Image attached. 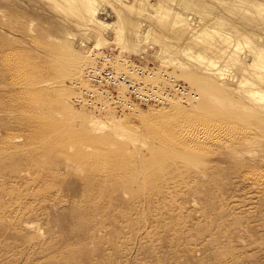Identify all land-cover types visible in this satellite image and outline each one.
I'll return each mask as SVG.
<instances>
[{"label": "rangeland", "instance_id": "1", "mask_svg": "<svg viewBox=\"0 0 264 264\" xmlns=\"http://www.w3.org/2000/svg\"><path fill=\"white\" fill-rule=\"evenodd\" d=\"M94 3L0 0V264H264V0Z\"/></svg>", "mask_w": 264, "mask_h": 264}, {"label": "bare ground", "instance_id": "2", "mask_svg": "<svg viewBox=\"0 0 264 264\" xmlns=\"http://www.w3.org/2000/svg\"><path fill=\"white\" fill-rule=\"evenodd\" d=\"M96 2V1H95ZM88 3H90L92 6V11H91V13H92V16H94V17H96L97 18V13H98V3H94V0H88ZM96 6V7H95ZM97 20L98 21H100L98 18H97ZM101 22V21H100ZM105 24V23H104ZM2 30V29H1ZM220 34L222 33V32H219ZM225 38H227V37H225ZM228 39V38H227ZM230 40V39H229ZM243 42V41H242ZM260 48V47H259ZM257 53L255 54L254 53V57H253V61L252 62H249L248 64H247V66L250 68V69H252V70H255V68H264V62H262L261 63V59L260 58H262V60L264 59L263 57H264V49L262 50V49H260L259 51H257V50H255ZM254 51V52H255ZM237 52V51H236ZM202 57V56H201ZM202 58H204V57H202ZM264 61V60H263ZM207 63H209L210 65H211V67H212V69H217V63L215 62V60L214 59H210V58H208L207 59V61H206ZM218 72L221 74V72H220V70H218ZM217 72V73H218ZM215 74V73H214ZM258 75V74H257ZM258 77H262V75H259ZM239 83L241 84V85H245V84H249V85H253V82L252 81H250V80H248V79H241V80H239ZM22 84V83H21ZM32 87V86H31ZM36 89V88H35ZM28 90V89H27ZM183 94H187V91L186 92H184ZM248 94L251 96V97H253L256 101H258L259 103H261V104H263L264 105V91H262V90H260V89H251V90H249V92H248ZM181 98H184V96L183 97H181ZM169 102V100L168 99H166L164 102L162 101V99L160 100V102L159 103H157V104H159V106H161V104H165V103H168ZM134 105H132V107H133ZM34 107V106H33ZM172 108V107H171ZM40 111V110H39ZM161 112V114L163 115V117L164 116H166L167 114H165V112H162V111H160ZM160 114V115H161ZM182 114V112H177V111H175L174 112V114H172V116H173V118H175V119H177V117H179L180 115ZM34 115V114H33ZM151 116V115H150ZM160 118H161V116H160ZM163 119V118H162ZM109 121V122H108ZM108 121H101V120H90V123H91V125L93 126V128L95 129V130H99V129H106V128H110V127H112L115 131H116V133L117 134H119V135H121V136H124V137H128V138H132V135H134V136H136L137 137V135H135V134H133V132H131V131H129L128 129H126V128H124L123 126H122V124H121V120L120 119H116L115 117L114 118H112L111 117V119L110 120H108ZM174 122V121H173ZM162 123V122H161ZM163 125V124H162ZM170 126V125H169ZM162 127V126H161ZM162 128H164V127H162ZM93 129V130H94ZM174 129V128H173ZM174 131V130H173ZM176 131H174V133H175ZM177 133V132H176ZM175 136V135H174ZM135 138V137H134ZM132 139V140H135V139ZM138 138V137H137ZM136 138V139H137ZM61 140V139H60ZM143 144H145L144 142H143ZM226 149V148H225ZM95 160H96V157H95ZM103 160V159H102ZM95 164H98V163H95ZM123 209V208H122ZM145 220V219H144ZM28 224H25V227H28L27 226Z\"/></svg>", "mask_w": 264, "mask_h": 264}, {"label": "built area", "instance_id": "3", "mask_svg": "<svg viewBox=\"0 0 264 264\" xmlns=\"http://www.w3.org/2000/svg\"><path fill=\"white\" fill-rule=\"evenodd\" d=\"M90 73L93 74V71L90 70ZM96 77L103 78L106 80L111 79L112 81L114 80L108 70H102L98 75H96ZM127 82L129 84L130 93L132 94L133 99L141 104H148L151 101L160 102V100L162 99L157 95L146 91L140 92L139 90H137V87H135L131 82ZM171 84L173 91L179 92L180 94L186 92L182 83L172 80Z\"/></svg>", "mask_w": 264, "mask_h": 264}]
</instances>
